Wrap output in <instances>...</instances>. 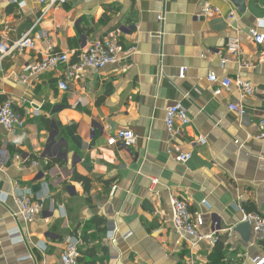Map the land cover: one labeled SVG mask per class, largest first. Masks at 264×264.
<instances>
[{
	"label": "crops",
	"instance_id": "1",
	"mask_svg": "<svg viewBox=\"0 0 264 264\" xmlns=\"http://www.w3.org/2000/svg\"><path fill=\"white\" fill-rule=\"evenodd\" d=\"M206 5L221 13L204 16ZM44 8L40 0L0 2V40H20ZM38 29L46 41L35 39L34 50L0 63V105L14 99L26 121L15 134L0 126V264H59L68 242L78 243L79 264H189L192 253L210 264L215 247L195 244L171 224L173 198L203 216L206 232L219 233L220 264L264 259V237L252 227L248 235L236 232L245 205L264 216V140L257 139L264 47L250 34H264V0H69L48 11ZM112 35L136 51L105 69L84 70L67 91L60 88L66 66L36 77L25 72L48 46L74 65ZM232 40L240 57L227 51ZM211 73L249 81L256 92L245 97L234 84L216 96ZM177 103L191 123L171 136L165 115ZM232 104L246 115L232 112ZM123 130L133 131L137 144L110 147ZM188 153L192 159L181 164ZM21 193L47 198L32 223L16 216Z\"/></svg>",
	"mask_w": 264,
	"mask_h": 264
},
{
	"label": "built area",
	"instance_id": "2",
	"mask_svg": "<svg viewBox=\"0 0 264 264\" xmlns=\"http://www.w3.org/2000/svg\"><path fill=\"white\" fill-rule=\"evenodd\" d=\"M69 0H40L44 10L42 11L39 18L34 23L28 34L24 35L20 40L10 42L7 39L2 38L0 40V63L11 56L24 54L28 50L35 49V39L46 41V34L38 29L42 20L47 15V12L57 7H63L68 4ZM0 2H7L9 4H18V0H0ZM24 3L18 6H24ZM220 9L204 6L202 14L204 16L219 15ZM233 16V14H231ZM159 21L164 22V17L159 16ZM7 29V28H6ZM254 42L261 47H264V34H261L255 30L250 32ZM49 54L43 58L41 62L35 65L28 66L25 72L31 77H36L52 70L59 68L60 66H66V81L60 82V88L63 91L69 89L68 82L74 81L81 72L86 69L102 70L108 66L115 65L119 62L120 54L127 51L132 54L136 51L133 46L130 49H125L121 46L117 36H107L103 39L95 41L88 49L81 52L78 56L77 62L72 65L71 57L67 53H56L51 46H48ZM228 53L240 57L241 48L238 40H232L227 46ZM224 60L223 63H226ZM245 68H251L248 63H242ZM186 70L183 68L180 70V77H185ZM208 81L211 84H217L219 87L215 91L216 96H222L224 91L230 89L234 84L238 87L243 96H252L256 90L253 84L249 81L238 78L232 80L229 78L220 79L215 73H211L208 77ZM83 103L82 99H79L76 106ZM232 112L237 113L239 116L244 117L246 115V109L238 104H232L229 106ZM191 120L181 103H177L166 110L165 125L168 133L171 136L179 135L182 128L190 125ZM0 126L3 127L7 132L15 134L20 130L26 128L25 118L15 109V100L7 99L0 106ZM258 140H264V118L260 121V133L257 137ZM138 138L133 131L123 130L118 132L116 135L111 137L108 142L110 147L121 146L125 149H130L137 144ZM201 144H205V139L201 138ZM192 154H181L178 158L181 164H186L192 159ZM18 160H21L23 164L30 163L27 159H22L21 156H17ZM34 166H39V163L33 162ZM152 186L158 185V179H151ZM47 198H36L31 193H21L16 197V204L18 207V213L16 216H20L26 223H32L36 217L44 210ZM244 223H248L259 236L264 237V216L257 213L249 214L244 209ZM171 224L174 229L180 235L194 240L196 243H207L212 247L220 242L219 233L217 232H206L205 231V220L203 216L198 213H192L186 201L173 198L171 200ZM14 239H17V233L12 234ZM16 236V237H15ZM108 238L114 241V234L109 235ZM80 250L78 243L68 242L66 247L61 254L59 264H79ZM29 258H32L29 256ZM254 264H264V259L256 257L253 259ZM189 264H207L200 262L195 258L194 254L189 256Z\"/></svg>",
	"mask_w": 264,
	"mask_h": 264
},
{
	"label": "trees",
	"instance_id": "3",
	"mask_svg": "<svg viewBox=\"0 0 264 264\" xmlns=\"http://www.w3.org/2000/svg\"><path fill=\"white\" fill-rule=\"evenodd\" d=\"M77 180L78 181H81L85 185V187H88L89 186L90 179L85 178V177L78 176L77 177ZM244 210L247 213H249V214L255 213L254 212L255 210L251 209L249 206H246V205L244 206ZM102 224L103 223L100 222V225H102ZM223 256H224V254H223V251H222V246H220L219 244H217L216 247H215V251H214L213 255L211 256L210 264H220L222 262Z\"/></svg>",
	"mask_w": 264,
	"mask_h": 264
},
{
	"label": "water",
	"instance_id": "4",
	"mask_svg": "<svg viewBox=\"0 0 264 264\" xmlns=\"http://www.w3.org/2000/svg\"><path fill=\"white\" fill-rule=\"evenodd\" d=\"M251 231V226L248 223L240 225L237 229L236 232L240 233L241 235H248Z\"/></svg>",
	"mask_w": 264,
	"mask_h": 264
}]
</instances>
